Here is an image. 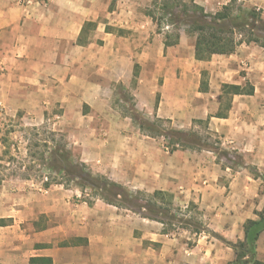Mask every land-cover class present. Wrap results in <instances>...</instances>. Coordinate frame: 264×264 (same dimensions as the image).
<instances>
[{"label": "crops", "instance_id": "0c3cea01", "mask_svg": "<svg viewBox=\"0 0 264 264\" xmlns=\"http://www.w3.org/2000/svg\"><path fill=\"white\" fill-rule=\"evenodd\" d=\"M16 1L0 0V109L3 105L11 114L24 111L41 119L52 104L86 103L91 109L86 118L102 120L106 131L114 127L118 135L112 146L102 148L111 154L106 170L110 179L147 193L169 192L180 206L196 205L204 226L220 239L203 230L194 233L190 245L173 232L165 233L163 223L102 199L89 204L77 193L51 188L43 192L31 186L17 190L3 180L0 249L14 248L16 259L0 264H29L33 256L51 257L54 264L233 261L236 252L223 239L244 240L245 223L264 213V49L243 43L231 55L197 60L195 36L186 30L180 31L178 44L167 47L166 36L153 34L150 42L146 33L131 44L129 36L117 38L105 31L88 37L85 33L87 43L80 44L84 24L99 16L95 0L26 6ZM251 1L262 4L264 15V0ZM137 45L140 70L134 76ZM134 78L135 108L181 131L207 123L212 134L224 139V149L241 157L242 165L234 168L207 149L170 152L142 134L129 116L122 117L112 106L116 84ZM247 82L254 94L234 95L226 116H218L222 86ZM257 258L264 262V231Z\"/></svg>", "mask_w": 264, "mask_h": 264}, {"label": "rangeland", "instance_id": "374dc122", "mask_svg": "<svg viewBox=\"0 0 264 264\" xmlns=\"http://www.w3.org/2000/svg\"><path fill=\"white\" fill-rule=\"evenodd\" d=\"M242 1L246 7H257L261 10L263 15V9L259 6L261 3L257 2L258 5L255 6L254 3L256 4V2L254 1ZM95 2L99 16L97 20L86 22L87 24H91L86 25L83 32V35L86 33L87 37L94 33V31H96L97 34L105 31L112 33L117 36V38H126V36H129V41L133 44L132 40H134V38H138V36L141 35L144 36L146 33L150 34L149 37H147V41L151 42L153 34L165 37L167 34L175 33L176 31L175 27L172 25L163 27L162 29L157 27L153 19L147 14V10L152 8V0H121L123 6L120 5V0H95ZM196 2L203 6L207 12L215 13L224 5H227L230 0H196ZM35 3L48 4L50 0H35L32 2V4ZM105 4H108L107 8L104 7ZM47 13L48 11L46 14ZM181 31L185 32V28ZM190 36L192 37L193 35L190 34ZM98 43L103 44L100 39H98ZM135 44H139V41H136ZM252 46L257 45L253 44ZM140 48V45L134 47V55L132 57L134 69L137 66V74L140 70V65L137 62L136 54ZM241 74L247 76L246 71H242ZM135 85V78L126 85L117 83L114 88V102H112V106L122 117L129 116L132 125L139 129L140 125L138 122L140 123L141 116H144L150 121H154L155 119L149 118L145 112L133 107L135 103L133 95ZM228 102L229 100L227 97L221 98L222 111L227 110ZM1 106L0 182L3 180L9 181L17 190H30L29 186H31V189L43 192L51 188L54 192L67 191L69 195L77 193L79 199L91 203L99 199L94 195L91 188L80 187L75 181H69L66 176L58 172L50 171L45 165V158L47 157L48 150L46 146L66 145L72 152L73 158L76 161L86 164L94 174H100L110 179L106 170L109 166L111 154L107 153L106 150L102 148L103 146H112L110 142L118 136L114 127H111V131H106L107 126L102 120H88L86 115L91 112V109L86 103L52 104L46 109L45 117L41 119L27 116L24 111L11 114V112L9 113L6 111L7 109L3 105ZM82 112L84 115H81ZM133 114L138 115L137 120L134 119ZM89 125H91L90 131L87 130ZM157 128L159 130L158 132L151 128L147 130L140 128V131L142 134L156 139L167 151L172 152L177 149L200 151L202 149H207L211 152H215L220 159L223 158L225 162H231L234 168L242 163L240 156L233 151L224 149L223 146H226L224 144V139L212 134L207 129L205 122H199L196 129L190 130L197 134V137L192 143V148L182 147V145H173L171 130L174 127L168 122H164L163 124L158 123ZM183 144L190 143L183 141ZM86 146H88V149ZM226 152H228V154H226ZM47 182H51L49 188H45L44 186ZM122 185L133 192H142L143 195L146 196L153 194L151 192L139 191V189L137 190V188L134 187L130 188L125 184ZM167 193L171 194L169 192ZM157 200L162 206L168 205V198H166V200ZM173 206L175 209L173 212L176 214V218H182L184 221L183 224L175 221L173 225L174 230L172 232L175 233L178 238L183 241H189L190 245H192L195 238L194 233L196 232V229H194L196 228L195 226L197 225L200 229H202V227L206 228L200 219L201 212L194 204L180 206L173 200ZM128 213L140 216L130 210H128ZM186 221L189 222V224H186ZM167 227L168 226H166V228ZM204 231L210 232L207 228ZM210 233L211 236L218 238L215 236L216 234ZM68 244V242L62 243V245ZM1 246L0 261H11L16 259V250L14 248L11 249L8 247L6 248L8 251H5V245Z\"/></svg>", "mask_w": 264, "mask_h": 264}, {"label": "trees", "instance_id": "16d2710c", "mask_svg": "<svg viewBox=\"0 0 264 264\" xmlns=\"http://www.w3.org/2000/svg\"><path fill=\"white\" fill-rule=\"evenodd\" d=\"M151 6L155 9L149 8L147 14L159 29L170 25L176 29L175 33L166 35V47L178 44L180 31L185 28L189 34L195 36V57L197 60H210L215 54L231 55L243 43L255 44L264 49V17L262 12L254 6L246 7L242 0H230L227 5H224L215 13L207 12L195 0H152ZM86 25L91 24L86 23L84 25L79 38L80 44L87 43L83 38ZM136 68L134 76L137 75ZM252 94H254V86L249 82L244 86L224 84L221 98L227 97L229 100L228 110L234 95ZM133 107H135V103ZM133 116L137 120L138 115L133 114ZM218 116L224 117L226 113L221 109ZM164 122L169 121L159 118L150 121L141 116L138 124L143 130L151 128L158 132L157 124H163ZM171 134L173 145H182L186 148H192V143L197 137L196 132L181 131L175 128L171 130ZM183 141L190 144H183ZM46 147L48 150L45 165L50 171L66 176L69 181H75L80 187L91 188L94 195L104 202L118 208L130 210L143 218L163 223L164 226H168L164 229L165 233H171L174 230L175 221L183 224L184 220L176 218V214L173 212L175 211L173 195L161 190L155 191L150 196L143 195L142 192H133L103 175L94 174L86 164L73 158L72 152L66 145L59 144ZM50 185L51 182L44 184L45 188H49ZM166 198H168V205L162 206L159 204L157 199L166 200ZM88 203L92 204L91 202ZM186 224H189V222ZM195 227L194 229L198 233L206 230L204 227L200 229L197 225ZM263 231L264 213H260L258 219L248 220L245 223L244 240L233 243L221 238L236 252V258L228 264H264L257 258V242ZM215 236L220 238L218 235ZM29 264H54V262L51 257L33 256L29 259Z\"/></svg>", "mask_w": 264, "mask_h": 264}, {"label": "built area", "instance_id": "2783aa9c", "mask_svg": "<svg viewBox=\"0 0 264 264\" xmlns=\"http://www.w3.org/2000/svg\"><path fill=\"white\" fill-rule=\"evenodd\" d=\"M35 0H17L16 2H18L20 5H30L32 4V2H34Z\"/></svg>", "mask_w": 264, "mask_h": 264}]
</instances>
